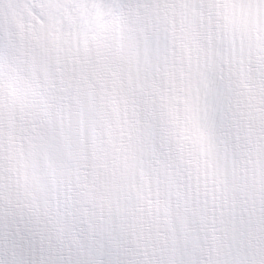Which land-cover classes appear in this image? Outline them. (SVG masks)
Masks as SVG:
<instances>
[{
  "label": "snow or ice",
  "instance_id": "snow-or-ice-1",
  "mask_svg": "<svg viewBox=\"0 0 264 264\" xmlns=\"http://www.w3.org/2000/svg\"><path fill=\"white\" fill-rule=\"evenodd\" d=\"M0 264H264V0H0Z\"/></svg>",
  "mask_w": 264,
  "mask_h": 264
}]
</instances>
